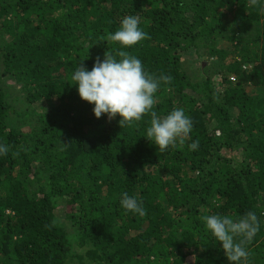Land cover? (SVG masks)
Segmentation results:
<instances>
[{"label": "trees", "instance_id": "obj_1", "mask_svg": "<svg viewBox=\"0 0 264 264\" xmlns=\"http://www.w3.org/2000/svg\"><path fill=\"white\" fill-rule=\"evenodd\" d=\"M128 15L148 37L123 48ZM121 52L170 77L151 111L191 117L175 146L146 137L150 113L95 118L71 85ZM0 143V264H229L202 218L248 212L244 264H264V0H0Z\"/></svg>", "mask_w": 264, "mask_h": 264}, {"label": "clouds", "instance_id": "obj_2", "mask_svg": "<svg viewBox=\"0 0 264 264\" xmlns=\"http://www.w3.org/2000/svg\"><path fill=\"white\" fill-rule=\"evenodd\" d=\"M147 37L135 15L125 16L119 29L109 33V39L118 42L123 48L138 45ZM169 79L168 76L155 77L149 74L140 58L121 52L120 58L105 53L103 60L97 58L91 70L83 63H78L71 77V85L76 87L83 101L93 105L92 111L97 119L106 115L111 120L119 115L122 127L139 122L150 113L146 137L162 152L175 146L178 138L189 136L193 130V121L183 108H174L164 116L151 111L161 81L168 82ZM189 148L197 150L199 141H193ZM8 153V146L0 143V156ZM120 205L126 212L140 216L146 214L143 202L127 192L121 194ZM202 219L215 241L221 243L229 264H244L249 256L245 244L260 228L256 213L248 212L239 219L221 214L207 215ZM237 236L243 239L237 240Z\"/></svg>", "mask_w": 264, "mask_h": 264}, {"label": "rangeland", "instance_id": "obj_3", "mask_svg": "<svg viewBox=\"0 0 264 264\" xmlns=\"http://www.w3.org/2000/svg\"><path fill=\"white\" fill-rule=\"evenodd\" d=\"M224 45L226 46V44H224ZM236 58H237V59H240L239 55H236Z\"/></svg>", "mask_w": 264, "mask_h": 264}]
</instances>
